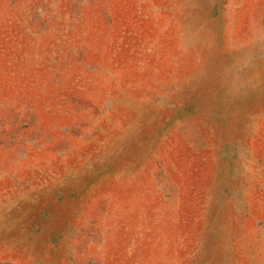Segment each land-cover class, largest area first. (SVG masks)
<instances>
[{
  "label": "rangeland",
  "instance_id": "rangeland-1",
  "mask_svg": "<svg viewBox=\"0 0 264 264\" xmlns=\"http://www.w3.org/2000/svg\"><path fill=\"white\" fill-rule=\"evenodd\" d=\"M0 264H264V0H0Z\"/></svg>",
  "mask_w": 264,
  "mask_h": 264
}]
</instances>
